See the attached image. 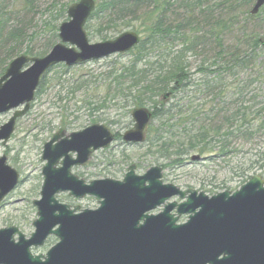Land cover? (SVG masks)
<instances>
[{
  "label": "water",
  "instance_id": "water-1",
  "mask_svg": "<svg viewBox=\"0 0 264 264\" xmlns=\"http://www.w3.org/2000/svg\"><path fill=\"white\" fill-rule=\"evenodd\" d=\"M263 6L264 0H256L250 14H258ZM95 7L94 0L72 4L67 9L69 20L59 27L60 42L48 55H21L9 64L0 78V114L16 111L0 127L2 144L10 140L17 119L28 112L42 77L51 68L127 54L140 44V36L133 31L91 44L85 26ZM169 97L164 94L165 101ZM131 116L134 129L122 140L142 144L152 113L137 108ZM113 141L107 128L93 125L66 137L60 130L44 144L41 198L33 202L38 216L33 223L35 231L27 239L16 227L1 229L0 264H264L261 177H252L233 194L208 197L163 184L159 167L138 176L132 165L122 182L104 179L86 184L73 174L74 167L84 166L95 152L108 148ZM199 160V156L191 159ZM18 180L19 174L7 165V159L0 158V203ZM61 193L75 199L94 197L100 206L76 213L77 208L57 200ZM175 197L185 201L166 204ZM163 205V212L148 215ZM181 216H188V221L179 225ZM50 236L59 243L46 256L33 255L31 249L43 246Z\"/></svg>",
  "mask_w": 264,
  "mask_h": 264
},
{
  "label": "rangeland",
  "instance_id": "rangeland-1",
  "mask_svg": "<svg viewBox=\"0 0 264 264\" xmlns=\"http://www.w3.org/2000/svg\"><path fill=\"white\" fill-rule=\"evenodd\" d=\"M95 1L97 5L103 2ZM149 1L150 4L140 6L137 14L129 7L124 8V15L117 20L113 18L114 22H109L102 15L94 16L86 25L89 42L95 44L113 40L122 33L132 31L139 33L141 39H145L144 27H150L160 17L163 18L165 25L178 26L184 22L183 18L192 16V26L190 29L186 27L183 32L187 34L189 41L200 38L197 42H201V46L195 44L191 48L189 45V50L184 51L182 37L177 36H168L167 42L168 47L174 52L183 51V54H186L189 73L192 76L191 82H195L197 87L192 86L185 91L190 95H197L194 106L202 113H207L210 108L208 106L210 98L197 94L199 88L202 89L199 85L204 76H208L209 80L222 76L212 81L217 87L225 86L229 89L239 84L248 85L244 93L248 94L249 98L258 96V102H261L264 95V79L259 74L264 67V7L257 16L252 17L249 12L255 0H205L204 2L208 4L196 7L193 13L191 11V15L187 14V9L181 8L179 2ZM3 2L6 17L12 21L25 20L28 35L36 38L27 40L23 48L42 50L54 36L51 32L52 26L56 25L58 29L61 23L66 22L67 9L79 0H3ZM64 6L65 14L61 16ZM201 12L202 15L199 14ZM133 16L136 18L133 19ZM180 18L181 21L177 23ZM56 35L58 37V31ZM104 37L106 39H103ZM255 37L262 40L263 44L252 50L254 48L252 39ZM8 48L0 51V67L1 61H6ZM233 54H242L247 59L243 63L246 64L245 68L236 76L232 73L239 71L240 67L234 72L224 73L223 69L219 70L223 56L226 55V60L231 62L229 57ZM158 56L157 51H154L148 56V60L152 62ZM132 59V54L114 55L70 68L56 66L47 73L43 86L39 87V94L30 104L29 111L17 119L10 140L6 144L0 142V158L5 157L7 165L19 174L17 185L0 203V229L16 227L27 238L35 231L33 223L38 216L33 202L41 197L42 169L45 165L41 160L43 146L60 130L66 137L93 125H102L113 134L115 140L107 149L97 151L87 164L73 169V173L87 184L106 178L123 181L132 165L136 166L137 175H144L150 168L159 167L162 169L164 184L173 185L183 191L196 190L209 197L222 192L234 193L254 176L264 179V126L252 141H235L228 157L189 151L186 156L180 158L175 156H171L170 159L159 158L156 147L151 148L147 141L148 137L149 141L153 139L155 132L163 130L160 125L162 121L157 119H152L144 143L137 145L124 143L122 135L133 129L132 109H121L108 101L104 103V97L112 87V63L116 61L124 64L131 62ZM12 61L13 59L8 60L5 67L7 68ZM241 87L242 85L239 86ZM228 92L231 98L233 97L230 95L237 94V90L233 89ZM178 101H180L178 96L171 97L163 105H173ZM190 104L191 100L180 102V105ZM145 108L153 110L150 103L146 104ZM258 108L259 106H256L252 110V116ZM15 111L0 114V127L12 118ZM173 123L176 125L173 129L174 134L179 129L188 128L195 135L204 125L200 121L188 122L186 125ZM217 124L218 121L211 125ZM181 144L186 145V139L181 141ZM193 156H200V160L191 161ZM57 199L72 209L77 208V212L99 208V203L94 197L75 199L69 193H61L57 195ZM174 200L177 203L181 201L178 198L171 201ZM162 209L163 207L157 208L153 214L162 212ZM186 221L187 216L179 219L180 224ZM58 241V238L51 236L43 246L33 247L32 254L45 256Z\"/></svg>",
  "mask_w": 264,
  "mask_h": 264
},
{
  "label": "trees",
  "instance_id": "trees-1",
  "mask_svg": "<svg viewBox=\"0 0 264 264\" xmlns=\"http://www.w3.org/2000/svg\"><path fill=\"white\" fill-rule=\"evenodd\" d=\"M180 3L181 8L187 9V14H191L195 11L196 7L207 5L205 0H173ZM199 1V3L195 2ZM209 1V0H207ZM240 1V0H239ZM148 5V0H103V2L97 5L95 12L92 14L89 20L94 16L102 15L109 22H114L122 17L125 13L126 7L131 8L134 12L138 11L141 5ZM225 6V4H222ZM192 8V10H191ZM204 8V7H203ZM3 0H0V51L3 48H8L6 61H1L0 76L6 70L5 64L8 60L14 59L17 56L25 55L30 58H40L48 54L51 48L57 43V26H52L54 36L42 50H35L32 47L23 48L27 40H34L36 38L32 35H28L27 24L25 20L13 19V21L6 17L4 12ZM66 6L63 7L61 16H64ZM133 12V13H134ZM137 14V12H136ZM166 15V12L164 13ZM200 15L203 12L199 13ZM192 15V14H191ZM136 17L133 16V19ZM181 21V18L177 23ZM181 25L170 26L165 25L163 18L153 22L150 27H144L145 39H142L140 44L132 50L129 54H132L133 59L129 63L116 62L112 63V87L108 90L104 97V103L107 101L113 103L115 106L127 108L128 110L133 108L145 107L150 103L153 108V119L162 121L160 123L163 130L154 133L153 139L148 140L151 148L156 147L158 150L159 158L170 159L171 156L180 158L186 156L189 151H198V153H209L220 157H228L232 151V145L235 141L245 140L246 142L252 141L261 132L264 126V95L261 97V102H258V96L248 97L249 95L244 93V90L248 88V85L239 84L231 88L225 86L217 87L213 85L212 80H209L208 76L202 77L201 84L202 89L197 91L198 95H202L207 99L210 98L208 106L210 107L207 113H202L198 107L194 106V100L197 95H190L185 92L187 100H191V104L180 105V101L173 105H163L159 100L162 93L170 91L171 93L177 89L172 88L169 83H177L183 90L189 89L192 86L197 87L196 83L191 82L190 71L188 69V62L186 54L183 51L174 52L169 46L167 39L168 36L182 37L183 50H189L196 44L201 46V42H197L200 38L191 39L189 41L187 34L184 33V29L193 24L192 16L190 18H183ZM12 23V24H11ZM31 26V24H28ZM226 27V24H224ZM139 34V33H138ZM140 35V34H139ZM31 36V37H29ZM103 39H106L105 37ZM254 48L262 46V40L258 37L252 39ZM8 45V46H7ZM220 45V44H219ZM185 48V49H184ZM22 49H25L22 51ZM154 51L159 54L158 58L154 61H149L148 56ZM121 57V56H119ZM226 55L222 58V63L219 64V70L227 72H234L238 67L241 69L232 73L233 76L240 74L245 68L246 64H243L247 59L242 54H233L229 57L231 62L226 60ZM62 67V65H59ZM209 69H206L208 71ZM202 71V70H201ZM260 77L264 79V67L261 69ZM46 75L41 81L40 88L43 86ZM198 83V82H197ZM242 85L244 89L239 88ZM230 89L237 90V94H232L233 98L229 97L228 91ZM73 91V89H72ZM40 90H37L36 96ZM264 94V92H263ZM172 98H176V94L173 92ZM214 100H211V99ZM223 98H229L222 101ZM203 106V105H201ZM259 106L255 115H251L252 110ZM98 110V109H97ZM212 114V118H211ZM178 119V120H177ZM203 123L201 131L198 134L193 135L190 129H179L174 134V128L176 125L173 122H179L180 125H186L188 122ZM218 121L217 125H211ZM254 126V127H253ZM254 128V130H253ZM173 132V133H172ZM179 139V141H177ZM186 139L187 144H181V141ZM215 145H214V144ZM211 147L210 149H208ZM172 148H175L174 150ZM257 157V156H256Z\"/></svg>",
  "mask_w": 264,
  "mask_h": 264
},
{
  "label": "bare ground",
  "instance_id": "bare-ground-1",
  "mask_svg": "<svg viewBox=\"0 0 264 264\" xmlns=\"http://www.w3.org/2000/svg\"><path fill=\"white\" fill-rule=\"evenodd\" d=\"M251 15V14H250ZM258 14H255V15H251L252 17H254V16H257ZM137 47V46H136ZM135 47V48H136ZM134 48V49H135ZM133 49V50H134ZM17 58V57H16ZM16 58H14V59H16ZM13 59V60H14ZM97 61V60H96ZM169 85L172 87V88H174L173 86H175V87H177V89H175L173 92L176 94V97L178 96L179 97V99H181V101L183 102V101H186L187 99H186V97H185V90H183L182 88H180L179 86H178V84L177 83H169ZM168 92H170V91H167V92H165V93H168ZM159 100H160V102L161 103H163L164 102V93H162V95L159 97ZM131 118H132V116H131ZM132 120H133V118H132ZM134 126H135V122H134V120H133V129H134ZM132 129V130H133ZM128 131H126L125 133H127ZM125 133L122 135V136H124L125 135Z\"/></svg>",
  "mask_w": 264,
  "mask_h": 264
},
{
  "label": "flooded vegetation",
  "instance_id": "flooded-vegetation-1",
  "mask_svg": "<svg viewBox=\"0 0 264 264\" xmlns=\"http://www.w3.org/2000/svg\"><path fill=\"white\" fill-rule=\"evenodd\" d=\"M172 93H173V92H172ZM172 96H173V95H172ZM172 96H171V97H172ZM75 168H78V167H74L73 169H75ZM73 169H72V172H73ZM73 174H74V173H73ZM76 176H77V175H76Z\"/></svg>",
  "mask_w": 264,
  "mask_h": 264
}]
</instances>
